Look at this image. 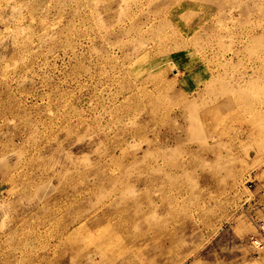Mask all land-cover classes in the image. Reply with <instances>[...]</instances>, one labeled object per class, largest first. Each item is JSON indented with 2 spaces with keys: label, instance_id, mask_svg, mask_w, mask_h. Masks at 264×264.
I'll return each mask as SVG.
<instances>
[{
  "label": "rangeland",
  "instance_id": "rangeland-1",
  "mask_svg": "<svg viewBox=\"0 0 264 264\" xmlns=\"http://www.w3.org/2000/svg\"><path fill=\"white\" fill-rule=\"evenodd\" d=\"M0 264H264V0H0Z\"/></svg>",
  "mask_w": 264,
  "mask_h": 264
}]
</instances>
